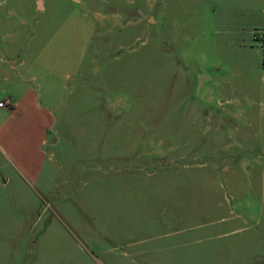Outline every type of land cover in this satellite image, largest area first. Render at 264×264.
Returning a JSON list of instances; mask_svg holds the SVG:
<instances>
[{"label":"rangeland","instance_id":"obj_1","mask_svg":"<svg viewBox=\"0 0 264 264\" xmlns=\"http://www.w3.org/2000/svg\"><path fill=\"white\" fill-rule=\"evenodd\" d=\"M1 101L0 264H264V0H0Z\"/></svg>","mask_w":264,"mask_h":264},{"label":"water","instance_id":"obj_2","mask_svg":"<svg viewBox=\"0 0 264 264\" xmlns=\"http://www.w3.org/2000/svg\"><path fill=\"white\" fill-rule=\"evenodd\" d=\"M40 3V2H39ZM18 60H13L12 63L16 64Z\"/></svg>","mask_w":264,"mask_h":264},{"label":"built area","instance_id":"obj_3","mask_svg":"<svg viewBox=\"0 0 264 264\" xmlns=\"http://www.w3.org/2000/svg\"><path fill=\"white\" fill-rule=\"evenodd\" d=\"M4 103H5V101H1V102H0V105H4Z\"/></svg>","mask_w":264,"mask_h":264},{"label":"crops","instance_id":"obj_4","mask_svg":"<svg viewBox=\"0 0 264 264\" xmlns=\"http://www.w3.org/2000/svg\"><path fill=\"white\" fill-rule=\"evenodd\" d=\"M1 106H4V105H1Z\"/></svg>","mask_w":264,"mask_h":264}]
</instances>
